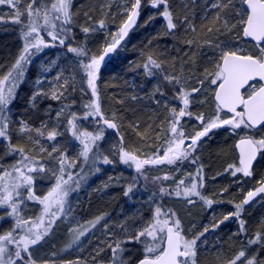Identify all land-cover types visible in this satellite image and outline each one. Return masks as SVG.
<instances>
[{
	"label": "snow or ice",
	"instance_id": "snow-or-ice-1",
	"mask_svg": "<svg viewBox=\"0 0 264 264\" xmlns=\"http://www.w3.org/2000/svg\"><path fill=\"white\" fill-rule=\"evenodd\" d=\"M72 3L73 0H28L24 11L21 12L20 0H0V5L8 6L14 12L9 20H5L4 15L0 14V23L19 25L23 42L22 51L12 65L11 70L3 79H0V138H5L8 141L5 155L19 157L15 163L7 168L0 164V208L6 209V216L0 217V219L14 218L13 226L8 231L0 233V264H37L32 258V249L49 235L58 219L66 217L71 212V205L68 201L70 193L79 189L81 182L86 180L88 174L99 171L98 162L104 165L114 163L113 159L102 154L100 142L104 140L105 130L117 129V124L103 117L96 81L101 63L105 60V57L116 51L120 42L127 36L129 29L136 23V18L140 15L141 0H133L130 10L125 13L127 19L123 22L119 33L112 36L111 41L107 43L99 56H90L84 45L73 46L75 37L73 34ZM150 3L154 8L164 6L161 15L167 21V28L169 30L175 29L176 24L173 22V15L168 8V0H150ZM240 3L245 6L240 14L243 37L251 38L256 42L259 54H239V49L231 48V41H225L223 45H216L220 49L219 61L216 64L217 71L211 73L212 78L208 80L209 85L215 86L213 93L216 104L215 114L207 120L202 114L197 116L196 119L200 122L202 130L187 138L186 143L185 135L182 130H178L177 125L180 118L191 115L190 112L186 111L190 103L189 97L201 91L204 87V81L201 80L199 86L192 88L191 92L181 90L173 99L181 100L183 107L179 111L176 108L171 109L175 120L170 128L173 139L165 142L163 155L141 159L138 155L120 147L118 157L121 163L134 165L138 172L145 165H175L187 160L195 151L197 142L202 137L207 136L213 129L230 126L232 132H236V130L244 132V130L264 128V0H240ZM231 4L232 0H224L222 4H214L213 7L224 10ZM21 17L25 19L22 20ZM89 19L91 18L89 17ZM98 26L104 28V21L100 20ZM232 27H235V25ZM95 28L96 25L82 27L81 31L87 36ZM222 30L231 31L227 20L223 21L222 28L216 29L217 32ZM209 31H212V29H209ZM45 36L48 37L47 40ZM187 43L191 46L194 41L189 40ZM56 46L65 47L68 54H73L78 58L76 63L83 70L87 86L91 90V95L95 98L91 103L84 105L85 112L82 116L69 113L70 118L66 121L68 130L71 131L72 136L80 146L78 162L87 166L88 172H85L84 167H81L80 171L76 173L70 171L69 169L75 168L77 161L69 162L66 153L59 151L55 146L51 152L47 153L49 159L44 161L28 155L24 147L12 144L10 138H8L9 105L15 98L14 92L18 87V81L24 75L25 66L31 63L32 57L43 53L47 48ZM142 67L146 76L151 78L156 75L154 70L160 69L161 65L149 56ZM44 71L47 72L48 69L45 68ZM57 79L59 80L60 77H57ZM70 79L69 77L63 81L61 88L64 91L71 87ZM162 79L170 85L180 83L176 76L163 75ZM9 80L11 84L5 89L3 85ZM257 80L260 82L259 87L255 86ZM42 83V80H37V84ZM156 91L164 95L159 88ZM63 95L64 92L62 91L58 94L57 90L45 92L41 88L30 96L29 104L35 108L38 98L60 100ZM225 110L229 118L222 119L220 113L225 112ZM62 114L63 109L56 113L57 121H59ZM90 118H95V130H81L79 121L89 120ZM19 124L20 132L30 133L33 131L26 121L21 120ZM35 133L37 138L34 143L36 145L40 144L39 138L45 137V134L49 141H55L58 135H62L56 128L49 131L48 123L43 121L40 127L35 129ZM236 147L240 153V167L233 169V166L229 165V169H233L231 175L236 176L237 173H242L244 176H251L250 169L253 162L258 154L264 153V136L257 139L245 133L240 136ZM40 151L43 153L46 149L41 147ZM53 153L56 155L53 156ZM53 160L59 174L52 171L54 184L46 194L37 196L34 191L36 180L44 178L46 171L49 170L47 165ZM199 172L200 170H198L197 176H199ZM169 178L167 175L162 177L164 180ZM197 189L198 185L195 180L187 186H185L184 180H180L176 184L174 192L165 187H161L159 192L184 197L188 203H193L191 197H200L205 204L211 206L213 201L201 197ZM131 191L132 187L130 186L125 195ZM261 194H264V180L260 182V186L255 190H249L244 199L235 205V211L224 216L219 223L229 219V216L240 217L243 206L249 204ZM25 201H38L42 205L41 214L35 220L25 219L21 215V206ZM162 215L166 217L163 220L160 219ZM173 216L174 214L170 216L169 213L162 212L157 207L152 223L145 225L141 230L127 234L125 240L117 239L114 246L109 244L108 246L112 250L111 264H133V262L124 259L122 256L125 251L122 245L130 242L143 245V258L134 262V264H195L197 241L209 231V228L205 227L198 235L188 239L181 232L179 219H174ZM101 219L103 217L89 221L88 226L83 227L82 230L73 229V239L68 247L79 244L81 237L85 236L91 228H95ZM105 227L107 226L105 225ZM213 227H218V224L213 225ZM240 228L241 233H243V221L240 222ZM261 243H264V232H258L253 238L246 241L248 246ZM53 255L55 254L53 253ZM43 264H49V262L44 261ZM77 264H80V262H77ZM227 264H259V262L255 255L249 256L246 249L241 248L227 261Z\"/></svg>",
	"mask_w": 264,
	"mask_h": 264
},
{
	"label": "rangeland",
	"instance_id": "rangeland-1",
	"mask_svg": "<svg viewBox=\"0 0 264 264\" xmlns=\"http://www.w3.org/2000/svg\"><path fill=\"white\" fill-rule=\"evenodd\" d=\"M80 1L81 0H73L72 3L74 36H78L81 33V37H85V40L90 37H97V39H100L99 42L102 43L104 40L105 42H107V40L111 41L112 36L119 33V29L127 19L125 13L130 10L129 1L132 2V0H104V3H106L105 6H110V4L113 5L115 17L117 19L113 18L111 23L108 22L104 28H100L91 12H84L81 19L83 21H79V11L75 13L73 6L76 2ZM90 1L95 2L93 3L95 5L101 0H85L83 4L89 3ZM27 3L28 0H20L21 12L24 11ZM80 5H78L79 10ZM98 7L99 8L97 9L99 10L104 9V6L101 4ZM244 7L245 6L240 3V0H232V4L226 9L228 15H223L222 18L220 17L222 25L224 20L228 21V27L231 28V31L222 30L217 32L214 31L216 29H212L215 33L214 38L210 41H206L199 51L200 59H202L203 62H210V66H195V68H192L189 71L187 70V67L182 64L174 73H170L171 76H176L180 80V83L170 85L165 81L167 83L166 85L172 90L174 97L177 96L181 90L191 92L192 88L199 86L201 80L204 81V87L201 91L189 97L190 103L186 111L190 112L191 115L179 119L178 130L183 131L185 138H190L194 136L196 132L202 130L200 122L196 119L197 116L202 114L205 117V120H207L216 112V104L213 102L215 86L209 85L208 83V80L212 78L210 74L217 71L216 64L219 61L220 49L217 48L216 45H223L225 41H231V48L239 49L240 54H259L256 44L245 41L242 37L243 27L240 23V14ZM144 8L146 10L147 19H150L151 15H154L156 12L154 7L151 6L150 0H144ZM211 9L212 12L210 10L209 13L207 12L209 18L213 17L211 16L213 13L217 14L216 8L213 7ZM0 14L4 15L5 20H9L14 15V12L10 7L0 5ZM118 16L120 19H118ZM157 16L158 18H156L155 24L158 22V25L165 27L164 20L159 19L160 15ZM89 17L91 19H89ZM21 19L24 20L25 18L21 17ZM116 20H119V22L122 21L119 27ZM11 25L13 24L0 23V27H2L3 30L1 32H8L5 28L6 26ZM93 25H96L94 31L88 33L87 36L82 33V27H93ZM233 25H235V27H232ZM183 29L185 31V27H183ZM181 32H183V30ZM174 33L177 32L174 31ZM6 35L7 38L12 36L13 39L17 40L16 58H18L23 47L21 36H17L12 31H9ZM177 36V38H179L178 33ZM131 37L132 36H130V38ZM130 38L122 44L120 47L121 49L125 48ZM45 39L47 40L48 37L45 36ZM104 46L102 47V50ZM122 51L124 50L117 53L115 52L111 60L113 62L116 61V58L120 57ZM99 54L97 56H99ZM77 59L78 58H72L67 53L66 48L61 46L53 47V49H50L49 51L44 50L43 53L32 57L31 63L24 68V75L18 81V87L14 92L15 98L9 105L10 123L8 127V138H10V142L15 143V145L20 147H24L26 153L36 159L47 161L49 159L47 153L51 152L54 146L57 147L59 151L66 153L69 162L77 161L75 168L69 169L73 173L79 172L81 167H84L85 172H88V168L78 162L80 146L78 141L72 136L71 131L68 130L66 121L70 118L69 113H75L77 116H82L85 112L84 105L91 103L94 99L91 95V90L87 86L83 70L76 63ZM12 63L10 65L0 64V79H3V77L11 70ZM45 68L48 69L47 72L44 71ZM57 77H60V79L58 80ZM69 77L71 78L69 80L71 87H69L67 91H64V89L61 88V85L63 84V81ZM38 79L42 80L43 83L37 84ZM154 83L158 84L156 81ZM10 84V80L6 81L3 87L7 89ZM41 88L45 92H51L53 90H57L58 94L61 91L64 92V95L60 100H54L51 98L37 99V102L43 101L49 105L56 104L54 107L55 109L51 111V115L53 114L54 118L47 121L48 130L50 131L53 128H56V130L62 133V135H58L55 141H49L45 134V137L39 138L40 144L36 145L34 143V140L37 138L35 129L30 133H22L19 131V121H21L20 115L22 112L20 109L18 110V108L20 103L29 104L30 96ZM159 89L162 92L160 87ZM98 91L99 89H97V93ZM158 95L160 98L156 96L154 97L155 99H158L159 102L161 101V104H158L161 106L160 108L163 111L162 115L164 118L158 123V128L152 138H150L149 144L147 142H144L145 144L134 142H131V144L128 142L124 145L123 139L117 136L115 129L105 130L104 140L101 142L100 151L103 155L113 159L114 163L104 165L98 162L97 167L99 168V171L94 174H88L86 180L81 182L79 189L70 193L68 201L71 205V212L68 213L66 217L58 219L49 235L32 249V258L37 264H41V262L46 259L53 263L55 261H60L62 258L65 260L67 259L66 261H69L70 259L78 260V258L83 259L85 261L83 264H109L108 249L110 247L108 245L112 244L114 246L119 235L125 234L127 237V234L141 230L145 225L152 223L157 207H159L162 212L169 213L170 216L174 214V219H179L181 232L188 239L198 235L205 227L209 228L218 224V227H214L215 230H220V228L225 226V232H229L230 230L228 239L231 238L232 242H234L238 237H245V234L241 233V221L244 222V231L247 230V226L251 225L252 221H255V219L260 223L264 222V198H261L253 205H244L240 217L236 218L229 216V219L224 220L223 223H219L223 220L224 216L235 211V205L244 199L249 190L264 180V153L260 154L259 160L250 177L246 178L242 173H237L236 176L231 175V171L235 167H240L239 157L235 147L236 141L245 133L259 139L264 136V128L259 130H244V132H241V130L232 132L230 126L214 129L204 140L196 144L195 151L192 152L187 160L175 165H145L144 168L138 172L134 165H126L119 161L118 150L120 147L138 155L141 159L155 158L156 155H163L165 142L173 139V135L170 133V128L172 124L175 123V120L171 109L176 108L177 111H179V109L183 107L182 101L179 99H175L173 102L165 100L167 101V103H165V101L162 102L163 95L160 93H158ZM48 101H51V104ZM45 103H43L41 107L48 112L50 108H48V105H45ZM45 106H47V108H45ZM61 109H63V114L60 116L59 121H57L56 113L61 111ZM42 112L41 115L43 116L44 112ZM106 115L108 114L106 113ZM220 115L222 119H227L224 114L220 113ZM106 119L116 123V121L113 120L114 116L112 113L111 115H108ZM95 126V118L79 121V127L81 130L94 131ZM39 127L40 125L37 128ZM14 129L16 130L13 131ZM219 137L229 138L227 140H229V143L232 145L231 155L228 153V155L223 158L221 166H213L214 164L212 165L211 161L206 159V153L209 146ZM7 145L8 141L5 140V138H0V164L5 168L15 163L16 159L19 158L18 156L9 158L5 155ZM41 147L46 149V151L42 153L40 151ZM55 155L56 154L53 153V156ZM229 165H232L233 169H229ZM47 169L49 170L46 171L44 178L36 180L34 191L37 196H43L46 194L54 184L51 175L52 171H56L57 174H59L54 160L47 165ZM198 170H200L199 176H197ZM165 175L170 178L168 180L162 179ZM180 180H184L185 186L195 180L198 185L197 190L200 192V196L213 201L211 206L205 204L204 200L200 199V197L193 196L191 197L193 203H188L187 199L184 197H176L175 195H168L166 193L161 194L159 192L161 187L168 188L170 191L174 192L176 184ZM130 186L132 187V191L125 195ZM114 193H120L119 196H130L131 198L129 199L127 206H125L126 211L124 213L126 216L129 215V219L122 224L117 235H113V231L119 225L113 223L108 224L110 217L108 215H102L101 217H103V219L100 220L95 228H91L85 236L81 237L79 244H74L72 247H68L73 239V229L82 230L83 227L88 226L89 221L98 218L95 217L93 220L85 221L86 215L80 214V210H82L80 205H82V202L91 197L92 194H96L97 197L104 196L105 199H107V196H111ZM127 207L129 208L126 209ZM41 211L42 205H40L38 201H25L21 206V215L25 219L31 218L35 220L41 214ZM5 216L6 210L0 208V217ZM165 218L166 217L163 215L160 217L161 220ZM82 219L84 220L81 222ZM13 221V217L0 219V233L8 231L13 226ZM105 225L107 227H105ZM94 230H97L96 234ZM208 232L197 241L196 251H201L208 245L210 238L214 233L210 231ZM102 237L105 238L101 239ZM96 238H100V241ZM104 239H106L105 243H103ZM93 240L97 241L99 245L104 244L109 248L102 247V249L95 250L94 248L97 244H92ZM58 242L61 243V247H59V252L57 253V248L54 244H57ZM55 249L56 252L54 251ZM231 249H224L225 251L223 253L219 252L218 255H215L216 261H218L217 264H227V261L231 259L230 257L237 253L236 251H231ZM244 249H246L247 255H255L259 264H264L261 260L263 257H259L260 254L264 252V243L252 246L245 245ZM53 253L55 255H53ZM127 257L129 256H126V258ZM136 261L131 262L134 264Z\"/></svg>",
	"mask_w": 264,
	"mask_h": 264
},
{
	"label": "trees",
	"instance_id": "trees-1",
	"mask_svg": "<svg viewBox=\"0 0 264 264\" xmlns=\"http://www.w3.org/2000/svg\"><path fill=\"white\" fill-rule=\"evenodd\" d=\"M84 1L85 0L76 2L73 6L75 13L79 11V21H83L81 19L84 12L93 13L95 21L99 24V21L103 20L105 26L108 22L111 23L113 18L117 19L115 17L113 5L110 4V6H105L106 3H104V0H101L95 5L93 1L83 4ZM132 2L129 1L130 7ZM223 2L224 0H168V8L173 15V22L176 24L175 30H169L167 28L166 19L161 15L164 11V6L162 5L158 8H154L156 12L154 15H151L150 19H147L144 0H142L141 18L136 29L130 34L132 37H129L130 40L125 48H120L117 51L120 52L124 50L120 54V57L116 58L114 62L112 60L107 62L105 66L99 70L98 79L96 81L98 84L97 89H99L98 99L103 117L106 118L108 115H111V113L113 114V120H115L117 124V129H115V131L117 132V136L123 139L124 145L128 142L143 144L147 142L149 144L150 138H152L158 128V123L163 120V111L160 108L161 106L157 103L159 100L154 97L160 98L156 91L157 88L160 87L162 93H164L162 102L165 100L173 102L175 100L172 99L174 97L172 90H170L166 85L167 83L162 79L163 75H170L171 72L174 73L182 64H184L189 71L195 68V66H210V62H203V60L200 59L199 51L206 41H210L214 38L215 33L213 30L209 31V29H218L223 26L220 17L222 18L223 15H228L226 9L219 10L216 8L218 15L213 13L211 15L213 16L211 17L212 19L207 15V12L209 13V10L213 8L214 3L222 4ZM100 4L104 6L103 10L97 9ZM78 5H80V10ZM157 15H160L159 19L164 20L165 27L158 25V22L155 24V20L158 18ZM118 19H120L119 16ZM121 22L122 21L119 22V20H116L118 27ZM183 27H185V31ZM5 30L8 32L12 31L17 36H21L19 25L13 24L11 26H6ZM182 30L183 32H181ZM1 31H3L2 27H0V64L10 65L13 62V65L17 59V40L13 39L12 36L7 38L6 34L8 32ZM174 31L179 34V38H177V33H174ZM80 34L74 36L75 40L73 46L84 45L90 56H97L102 50V47L110 42V40H107V42L104 40L103 43L99 42L100 39H97V37H90L85 40L86 38L81 37ZM189 40L194 41V44L190 46L187 43ZM69 55L72 58H76L73 54ZM149 56L161 65L160 69L154 70L156 75L151 78L146 76L145 70L142 67ZM155 81L158 82V84H155ZM43 103L45 102H37L35 108L28 103H20L18 108V110L20 109L22 112L20 119L26 121L29 128L36 129L41 125L42 121L47 122L51 118H54L53 114L51 115V111L55 109L54 107L56 104L49 105L45 103V105H48V108H50L47 112V110L41 107ZM49 103L51 104V101ZM159 103L161 104V101ZM45 108H47V106H45ZM106 113L108 115H106ZM15 130L16 129L13 131ZM227 139L229 138L219 137L209 146L206 159L211 161L212 165L214 164L213 166H221L223 158L227 156L228 153L231 155L232 145ZM6 147L8 148V145ZM119 195L120 193H114L111 196H107V199H105L104 196L97 197L96 194H92L91 197L85 199L82 205H80L82 209L80 210V214L86 215L85 221L93 220L95 217H101L102 215H108L110 217L108 224L113 223L119 225L115 228L116 230L114 229L113 231V235L116 236L122 224L129 219V215L126 216L124 213L126 211L125 206H127L129 199H131L130 196L122 197ZM128 208L129 207L126 209ZM83 220L84 219H82L81 222ZM215 228L213 226L209 227V231L214 233L206 248L201 251H196V264H217L218 261H216L215 255H218L219 252L223 253L225 251L224 249L232 248L231 251L238 252L247 245L246 241L248 239L253 238L258 232H264V222L260 223L255 219V221H252L251 225L247 226V230L243 231L245 237H238L234 242H232L231 238L228 239L230 230L229 232H225V226L220 228V230H215ZM94 232L96 234L97 230H94ZM103 238L105 237L101 239ZM96 239L100 241V238ZM118 239L125 240V234L119 235ZM105 240L106 239H104L103 243H105ZM92 244H97L94 248L95 250L102 249V247L109 248L104 244L99 245L95 240L92 241ZM54 246L57 248L58 253L61 243L58 242L54 244ZM122 247L125 249L122 253L124 259L138 261L143 258L144 251L142 244L130 242L123 244ZM54 251L56 252V249ZM108 256V262L111 264V248L108 249ZM126 256L129 257L126 258ZM259 257H263L261 260L264 263V252L261 253ZM66 260L62 258L60 261H55L53 263L47 259L44 261H48L49 264H69V262H71V264H77V262L83 264V262H85L83 259L79 258L78 260ZM43 262H41V264H43Z\"/></svg>",
	"mask_w": 264,
	"mask_h": 264
},
{
	"label": "water",
	"instance_id": "water-1",
	"mask_svg": "<svg viewBox=\"0 0 264 264\" xmlns=\"http://www.w3.org/2000/svg\"><path fill=\"white\" fill-rule=\"evenodd\" d=\"M141 10H142V1H141L140 15H139L138 18H136V23H135V24L129 29L127 36H126V37L120 42V44L118 45L116 51L120 48V46L123 44V42H125V41L128 39L130 33L133 32V31L136 29V27H137V25H138V23H139V20H140V18H141ZM242 36H243V34H242ZM243 38H244L246 41H251V42L256 43V42L253 41L251 38H245V37H243ZM116 51H115V52H116ZM115 52H114V53H115ZM114 53H111L109 56H106V57H105V60L101 63L100 68H102V67L105 65V63L108 62V61L111 59V57L113 56ZM257 81H258V80H257ZM258 82H259V81H258ZM242 91H243V89H242ZM225 111H226V110H225ZM201 139H202V138H201ZM201 139H200V140H201ZM237 142H238V141H237ZM237 142H236V144H237ZM186 143H187V140H186ZM236 149H237V147H236ZM237 152H238V154H239V160H240V153H239V150H238V149H237ZM258 156H259V154L257 155L256 160L253 162L250 171H252V168H253L254 165L256 164V162H257V160H258ZM259 186H260V185H258L257 187H259ZM257 187H256V188H257ZM253 190H255V189H253ZM262 195H264V194H261L260 196H262ZM260 196H257L253 201H251V202H250L249 204H247V205H250V204L254 203V202H255Z\"/></svg>",
	"mask_w": 264,
	"mask_h": 264
},
{
	"label": "flooded vegetation",
	"instance_id": "flooded-vegetation-1",
	"mask_svg": "<svg viewBox=\"0 0 264 264\" xmlns=\"http://www.w3.org/2000/svg\"><path fill=\"white\" fill-rule=\"evenodd\" d=\"M50 49H53V47H51V48H47V49H45V51H49ZM36 60V59H35ZM29 64H27L26 66H28ZM259 85H260V83L259 82H257V84H255V86L256 87H259ZM98 87V86H97ZM250 90V89H249ZM244 91V90H243ZM213 102H214V104H215V99H214V95H213ZM222 114H224L227 118H229V116H228V114L226 113V111L225 112H221ZM177 127L179 128V125H177ZM221 128H223V127H221ZM214 130V129H213ZM253 130H256V129H253ZM257 130H259V129H257ZM211 132H209V134H210ZM208 134V135H209ZM207 136H205V137H202V139L198 142V143H200L202 140H204L205 138H206ZM186 140H187V138H186ZM197 143V144H198ZM237 154H238V152H237ZM238 157H239V155H238ZM257 164V163H256ZM256 164H255V166H256ZM255 166L253 167V169L255 168ZM253 172V171H252ZM257 186V184L251 189V190H253L255 187ZM264 198V197H263ZM260 200V199H259ZM4 210H6V209H4Z\"/></svg>",
	"mask_w": 264,
	"mask_h": 264
}]
</instances>
